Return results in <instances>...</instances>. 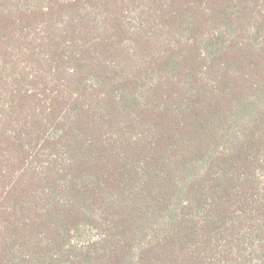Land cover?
<instances>
[{
    "label": "trees",
    "instance_id": "trees-1",
    "mask_svg": "<svg viewBox=\"0 0 264 264\" xmlns=\"http://www.w3.org/2000/svg\"><path fill=\"white\" fill-rule=\"evenodd\" d=\"M0 264H264V0H0Z\"/></svg>",
    "mask_w": 264,
    "mask_h": 264
}]
</instances>
